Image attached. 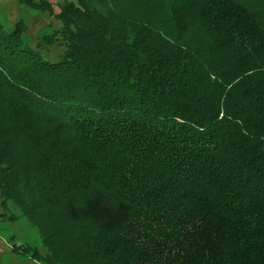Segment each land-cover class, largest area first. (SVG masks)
Listing matches in <instances>:
<instances>
[{
  "label": "trees",
  "instance_id": "obj_1",
  "mask_svg": "<svg viewBox=\"0 0 264 264\" xmlns=\"http://www.w3.org/2000/svg\"><path fill=\"white\" fill-rule=\"evenodd\" d=\"M73 1L54 63L0 24V209L43 250L10 253L264 264V0Z\"/></svg>",
  "mask_w": 264,
  "mask_h": 264
},
{
  "label": "rangeland",
  "instance_id": "obj_2",
  "mask_svg": "<svg viewBox=\"0 0 264 264\" xmlns=\"http://www.w3.org/2000/svg\"><path fill=\"white\" fill-rule=\"evenodd\" d=\"M27 1L33 5L43 1L49 9L42 11L25 3ZM62 1L74 3L73 0H0V24L6 32L12 31L16 25H21L24 28L21 44L37 50L44 60L54 63L63 54L64 47L58 42H53L48 46L40 43L42 46L38 49L37 38L49 34L58 37L60 23L56 16ZM10 244L34 247L43 254L35 229L25 219L18 217V213L10 205H6L5 210L0 209V264H37L11 254L8 249Z\"/></svg>",
  "mask_w": 264,
  "mask_h": 264
},
{
  "label": "crops",
  "instance_id": "obj_3",
  "mask_svg": "<svg viewBox=\"0 0 264 264\" xmlns=\"http://www.w3.org/2000/svg\"><path fill=\"white\" fill-rule=\"evenodd\" d=\"M7 247V246H6ZM8 249H9V246H8Z\"/></svg>",
  "mask_w": 264,
  "mask_h": 264
}]
</instances>
